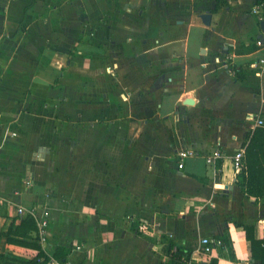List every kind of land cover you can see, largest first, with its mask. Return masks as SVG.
Here are the masks:
<instances>
[{
  "label": "crops",
  "instance_id": "crops-1",
  "mask_svg": "<svg viewBox=\"0 0 264 264\" xmlns=\"http://www.w3.org/2000/svg\"><path fill=\"white\" fill-rule=\"evenodd\" d=\"M255 1L0 0V231L49 213L0 264L68 243L63 264L259 263L264 197L232 162L264 129Z\"/></svg>",
  "mask_w": 264,
  "mask_h": 264
},
{
  "label": "trees",
  "instance_id": "trees-1",
  "mask_svg": "<svg viewBox=\"0 0 264 264\" xmlns=\"http://www.w3.org/2000/svg\"><path fill=\"white\" fill-rule=\"evenodd\" d=\"M264 3V0H263ZM232 69L235 72L237 78H241L239 74V69L233 65ZM237 184L240 186L241 190L251 196L264 197V129H256L251 136L246 148H245V158L242 170L236 175ZM36 229L35 219L28 215L26 218L22 219L19 225H10L6 232L0 231V237L6 236L9 240V234H26L28 230ZM252 226H245L246 237L250 242L251 255L254 259L259 260L258 264H264V238H255L252 234ZM222 244H226L225 238L221 237L219 239ZM37 248V253L30 259L19 258L16 256H11L12 259L20 261L18 264H48L47 261L49 256L43 251V249L38 244H29ZM70 244L62 245L56 248L53 252V256L60 262H65L66 257L69 253ZM174 245H170L172 250ZM183 251L180 247L171 252L173 257H177L178 253ZM14 264V263H12ZM208 264H217L215 259H211Z\"/></svg>",
  "mask_w": 264,
  "mask_h": 264
},
{
  "label": "built area",
  "instance_id": "built-area-1",
  "mask_svg": "<svg viewBox=\"0 0 264 264\" xmlns=\"http://www.w3.org/2000/svg\"><path fill=\"white\" fill-rule=\"evenodd\" d=\"M251 12L257 17L259 21L264 20V3L263 0H256L251 8ZM255 44L260 48L264 50V30H262L259 34V36L255 39ZM231 58V57H230ZM224 63L229 66V64H232L230 59H226ZM250 68L254 69L256 73L261 74L264 71V55L261 56L259 59L254 61ZM255 123L258 126H261L264 124V121L261 118H256ZM189 152L187 150H180L178 152L179 157L182 159L185 157ZM222 154L219 151H214L213 157H221ZM244 156H245V147H239L236 149L232 154V162L233 167L236 171V173H239L244 164ZM183 166L182 161L178 162V167L181 168ZM18 214L19 215H31L37 224L40 240L42 242H45L48 238V211L42 210L40 214H38V208L32 207L27 212L23 207H18ZM203 243V250L205 253H210L213 249L212 242L209 238L204 237L202 238ZM214 244L219 245L221 241L215 240L213 241ZM48 264H63L58 259L54 258L53 256H50L48 261ZM67 264V263H65Z\"/></svg>",
  "mask_w": 264,
  "mask_h": 264
},
{
  "label": "water",
  "instance_id": "water-1",
  "mask_svg": "<svg viewBox=\"0 0 264 264\" xmlns=\"http://www.w3.org/2000/svg\"><path fill=\"white\" fill-rule=\"evenodd\" d=\"M202 21L206 24L209 25L210 19H211V14L209 12L202 13L200 15ZM261 29L264 30V20L260 22ZM240 264H246V263H240Z\"/></svg>",
  "mask_w": 264,
  "mask_h": 264
}]
</instances>
